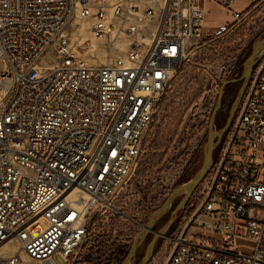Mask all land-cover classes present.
Listing matches in <instances>:
<instances>
[{"label":"built area","instance_id":"2783aa9c","mask_svg":"<svg viewBox=\"0 0 264 264\" xmlns=\"http://www.w3.org/2000/svg\"><path fill=\"white\" fill-rule=\"evenodd\" d=\"M206 1L0 0V248L15 241L37 264H73L95 231L144 229L126 197L159 95L260 0H239L247 7L211 31ZM84 20L94 39L128 37L125 54L89 65L90 45L74 37ZM189 201L160 238L162 264H264V54Z\"/></svg>","mask_w":264,"mask_h":264},{"label":"rangeland","instance_id":"374dc122","mask_svg":"<svg viewBox=\"0 0 264 264\" xmlns=\"http://www.w3.org/2000/svg\"><path fill=\"white\" fill-rule=\"evenodd\" d=\"M220 1L205 2L204 26L207 30L211 31L228 22L232 12L242 11L247 7L246 2L237 0L231 8L225 9ZM79 25L81 32L76 33L74 37L79 36L85 45H90L88 51L82 54L89 65L107 64L127 51L130 44L128 37L112 35L109 39L97 40L89 30L88 21H79ZM262 39L264 0L258 1L250 11L249 18L223 41L212 44L206 41L205 48L177 71L170 90L159 95L156 121L144 138L137 173L126 197L127 212L134 215L140 213L144 226L171 191L189 181L199 170L208 123L218 92L227 82L223 88L222 108L214 120V132L224 128L231 105L242 84L243 63L250 55L253 44ZM2 71L0 62V73ZM179 201L180 197L172 202L168 212L152 229V233L147 234L132 264L141 263L153 234L169 221ZM189 202L186 208L177 214L167 234L173 233L180 216L190 208ZM128 228V224L116 225L111 230L108 229L109 233L101 236L95 231L73 264H121L141 231H134L132 236L127 238ZM1 251L2 257L16 255L22 260V264H37L25 256L15 241L9 242ZM164 251V244L158 239L146 264H162ZM55 260L57 264H65L59 256H56Z\"/></svg>","mask_w":264,"mask_h":264},{"label":"water","instance_id":"95a60500","mask_svg":"<svg viewBox=\"0 0 264 264\" xmlns=\"http://www.w3.org/2000/svg\"><path fill=\"white\" fill-rule=\"evenodd\" d=\"M262 54H264V39L257 41L253 44L250 55L248 56V58L243 63L242 75H241L242 84H241V87L239 88V90L236 94L235 100L233 101V103L231 105L225 126L222 130L214 132L213 131L214 120H215L216 114L218 113L220 107L222 106V99H223V93H224L223 88L228 83L226 82L220 88V90L218 92L215 107L212 111V114H211V117H210V120L208 123L207 139H206V143L203 147L202 164H201L199 170L194 174V176L189 181H187L186 183L182 184L181 186L173 189L171 191V193L169 194V196L167 197V199L164 201V203L151 214L147 224L145 225L144 229L141 230L140 233L138 234L137 238L135 239V241L131 245L129 251L125 255L121 264H132V261L134 260L136 252L139 249V247L142 245L147 234L152 233V229L154 228L156 223L158 221H160L163 218V216L168 212L169 208L172 205V202L176 198L180 197V201H179L177 207L175 208V210L173 211L169 221L159 231H157L156 233L153 234V239L151 240V242L147 246L146 251H145V255H144V257L140 263V264H146L148 262L150 256H151V254H152V251H153V248H154L156 241L158 239L164 237L169 232V229L171 228L172 224L174 223V220L177 218V214L180 211L184 210V208L186 207V204L188 203L193 192L195 191V189L198 187V185L201 183V181L203 180V178L207 174L209 167H210V164H211L212 154H213L215 148L217 147L221 137L223 136V134L225 133V131L229 127V125L232 121V118L235 114V111L237 109V106H238V104L242 98L244 90L247 87V84H248V81L250 78V74H251V70H252L253 66L255 65L257 59Z\"/></svg>","mask_w":264,"mask_h":264},{"label":"bare ground","instance_id":"6f19581e","mask_svg":"<svg viewBox=\"0 0 264 264\" xmlns=\"http://www.w3.org/2000/svg\"><path fill=\"white\" fill-rule=\"evenodd\" d=\"M10 242H11V241H10ZM8 243H9V242H8ZM8 243H7V244H8ZM7 244H5L4 246H6ZM4 246H3V247H4ZM3 247H1V248H3ZM1 248H0V249H1ZM0 252H2V251H0ZM0 255H2V254H0ZM25 256H26V255H25ZM21 264H22V260H21Z\"/></svg>","mask_w":264,"mask_h":264},{"label":"crops","instance_id":"0c3cea01","mask_svg":"<svg viewBox=\"0 0 264 264\" xmlns=\"http://www.w3.org/2000/svg\"><path fill=\"white\" fill-rule=\"evenodd\" d=\"M230 20H231V18H230ZM230 20H229V21H230ZM229 21H228V22H229ZM228 22H226V23H228ZM226 23L220 24V26H221V25H224V24H226ZM1 249H2V248H1ZM1 249H0V251H1ZM25 263H26V262H25Z\"/></svg>","mask_w":264,"mask_h":264},{"label":"flooded vegetation","instance_id":"af4514ba","mask_svg":"<svg viewBox=\"0 0 264 264\" xmlns=\"http://www.w3.org/2000/svg\"><path fill=\"white\" fill-rule=\"evenodd\" d=\"M221 108H222V106L220 107L219 111L221 110ZM219 111H218V113H219ZM218 113H217V114H218ZM217 114H216V116H217Z\"/></svg>","mask_w":264,"mask_h":264},{"label":"trees","instance_id":"16d2710c","mask_svg":"<svg viewBox=\"0 0 264 264\" xmlns=\"http://www.w3.org/2000/svg\"><path fill=\"white\" fill-rule=\"evenodd\" d=\"M222 103H223V99H222Z\"/></svg>","mask_w":264,"mask_h":264}]
</instances>
